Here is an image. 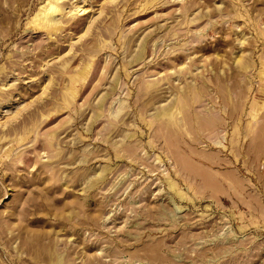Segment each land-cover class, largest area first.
I'll use <instances>...</instances> for the list:
<instances>
[{
    "label": "rangeland",
    "instance_id": "1",
    "mask_svg": "<svg viewBox=\"0 0 264 264\" xmlns=\"http://www.w3.org/2000/svg\"><path fill=\"white\" fill-rule=\"evenodd\" d=\"M0 0V264H264V0Z\"/></svg>",
    "mask_w": 264,
    "mask_h": 264
},
{
    "label": "bare ground",
    "instance_id": "2",
    "mask_svg": "<svg viewBox=\"0 0 264 264\" xmlns=\"http://www.w3.org/2000/svg\"><path fill=\"white\" fill-rule=\"evenodd\" d=\"M54 3H48L43 10H41V12H39L36 17L42 20L47 21L48 23L51 22V17L50 15L53 14L54 12H56L58 10V5L56 2H58L59 0H54Z\"/></svg>",
    "mask_w": 264,
    "mask_h": 264
}]
</instances>
